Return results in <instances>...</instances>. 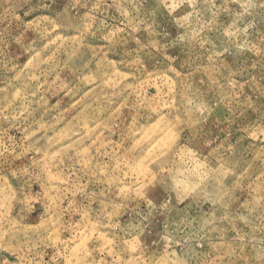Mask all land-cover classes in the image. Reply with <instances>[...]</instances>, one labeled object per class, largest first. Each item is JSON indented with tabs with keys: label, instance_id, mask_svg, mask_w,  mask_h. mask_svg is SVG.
<instances>
[{
	"label": "rangeland",
	"instance_id": "obj_1",
	"mask_svg": "<svg viewBox=\"0 0 264 264\" xmlns=\"http://www.w3.org/2000/svg\"><path fill=\"white\" fill-rule=\"evenodd\" d=\"M0 264H264V0H0Z\"/></svg>",
	"mask_w": 264,
	"mask_h": 264
}]
</instances>
